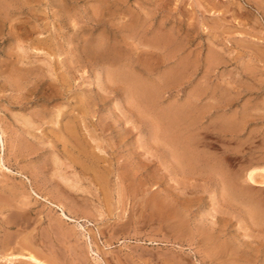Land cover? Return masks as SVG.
<instances>
[{"label":"rangeland","instance_id":"obj_1","mask_svg":"<svg viewBox=\"0 0 264 264\" xmlns=\"http://www.w3.org/2000/svg\"><path fill=\"white\" fill-rule=\"evenodd\" d=\"M0 136V264H264V0H0Z\"/></svg>","mask_w":264,"mask_h":264},{"label":"bare ground","instance_id":"obj_2","mask_svg":"<svg viewBox=\"0 0 264 264\" xmlns=\"http://www.w3.org/2000/svg\"><path fill=\"white\" fill-rule=\"evenodd\" d=\"M8 4V3H7ZM4 27V26H3ZM3 31V30H2ZM13 55V54H12ZM110 61V60H109ZM85 63V62H84ZM107 71V70H106ZM144 75V74H143ZM106 81V80H105ZM44 99V98H43ZM94 110V109H93ZM73 112V111H72ZM88 114V113H87ZM178 119V118H177ZM70 127V126H69ZM83 127V126H82ZM89 128V127H88ZM140 128V127H139ZM74 135V134H73ZM1 137V136H0ZM72 137V136H71ZM88 137V136H87ZM124 141V140H123ZM122 143V142H121ZM1 144H2V146L1 147H3V142H1ZM75 153V152H74ZM137 154V153H136ZM100 162V161H99ZM2 167H3V165H1ZM150 175V174H149ZM247 179H248V182L251 184V185H254V186H258V185H261V184H259V183H257L256 182V180H255V175H254V173L253 172H249V174H248V176H247ZM160 184V183H159ZM263 184V183H262ZM263 186H264V184H263ZM9 199V198H8ZM195 202V201H194ZM197 202V201H196ZM50 203H52V202H50ZM6 204V203H5ZM21 204V203H20ZM25 206V205H24ZM56 207L57 208H60L61 209V212L63 211L62 210V207H61V205H56ZM55 207V208H56ZM20 209V208H19ZM62 217L64 218V219H66V220H68V221H71V222H75V221H73L72 219H68V218H66V215L65 214H63V212H62ZM181 225V224H180ZM79 227H81V226H79ZM192 233V232H191ZM205 239V238H204ZM32 240V239H31ZM9 241V240H8ZM12 258H14L13 260H21V261H27L28 263H30V264H44V263H42V262H40V261H38L34 256H32L31 254H29L28 256H13ZM23 263V262H22ZM177 264V263H176Z\"/></svg>","mask_w":264,"mask_h":264}]
</instances>
